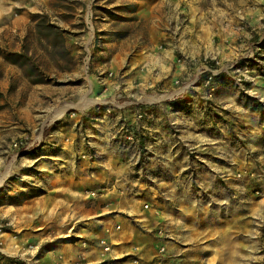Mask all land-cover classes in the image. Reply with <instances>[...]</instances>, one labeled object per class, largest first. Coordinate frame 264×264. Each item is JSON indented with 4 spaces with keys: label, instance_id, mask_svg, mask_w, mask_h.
Wrapping results in <instances>:
<instances>
[{
    "label": "rangeland",
    "instance_id": "obj_1",
    "mask_svg": "<svg viewBox=\"0 0 264 264\" xmlns=\"http://www.w3.org/2000/svg\"><path fill=\"white\" fill-rule=\"evenodd\" d=\"M7 1L0 0L3 4ZM173 1L168 12L173 15L167 25L168 42L160 44L158 50L140 53L125 50L127 55L117 60H112L106 50H69L70 40L87 31L86 12L75 1L50 0L48 13L41 14L44 20L30 15L29 22H22L23 11L13 7L7 8L8 15H1L2 24L8 26L0 31V51L9 67L7 106L23 105L29 86L39 84L33 94L46 92L48 108L73 106L75 113H68L73 112L79 118L74 128L78 150L74 151L75 156L63 154L62 157L73 160V167L65 166L66 161L57 168V174L61 173L63 178L76 172L79 188L75 193L68 191L61 197L54 196L52 193L58 186H51L42 178L43 181L37 182L40 173L34 170V165H29L25 153L29 142L22 133L36 136L40 128H48L47 134L53 133L56 130L53 114L37 120L32 131L24 130L18 134L21 137L16 135L9 140V147L4 146L7 153L3 157L1 152L0 164L5 162L7 166H0L4 172L0 175L1 179L4 177L0 187V204L4 205L0 209V228L2 233L5 230L9 234L4 235L2 242V264H9L8 261L46 264L45 256L56 248L63 258L70 256L71 251L81 250L83 254L76 257V263L169 264L175 255L166 250L165 244L157 249V242L181 245L178 240L184 234L182 223L191 218L189 212L216 207L220 197L213 183L221 179L218 175L213 177L215 169L204 161L205 157L213 159V155L202 151L204 146H193L197 143L190 136L201 126L213 139L215 120L222 118V125L229 132L238 113H259L264 103V0ZM13 19L15 22L10 23ZM113 20L111 26L120 30L133 29L145 34L148 27L131 23L127 18ZM146 41L144 38L143 44ZM2 64L0 60V68ZM173 96L174 109L168 111L166 100ZM97 99H100L98 104L91 103ZM86 102L90 103L82 107ZM126 111L136 114L125 118ZM167 114L193 124L188 127L182 122L179 126L175 124L172 132L177 153L172 165L188 161L191 166L176 167V181L158 184L151 173L156 165L165 167L168 159L166 146L159 151L154 146L152 126L159 117L165 127ZM232 139L237 141L234 136ZM12 142H22L24 147L20 151L14 149ZM24 158L27 165L20 173L28 172L31 178L25 179L28 191L21 194V184L19 187L16 184L23 177L19 171L13 174V168L21 166ZM114 158L119 159L117 167L111 165ZM103 160L110 161L101 168L108 178L120 175L119 179L108 181L109 184L123 183L114 194L97 195L98 188L87 183L86 173L90 172L87 163ZM126 181L133 183L131 188ZM44 185L53 190L52 195L44 200L33 199L30 195H38ZM223 185L231 200L244 192L239 186ZM7 190L12 191L9 198ZM94 191L97 196L91 199L87 192ZM24 203V209L19 211L17 207ZM145 204L148 208H144ZM22 233L28 236L19 242L16 237ZM8 236L14 239L12 246L16 245V250L29 244L34 249L38 247L36 253L14 252L6 242ZM100 241L105 242L109 251L103 250ZM63 264H71V260Z\"/></svg>",
    "mask_w": 264,
    "mask_h": 264
},
{
    "label": "crops",
    "instance_id": "obj_2",
    "mask_svg": "<svg viewBox=\"0 0 264 264\" xmlns=\"http://www.w3.org/2000/svg\"><path fill=\"white\" fill-rule=\"evenodd\" d=\"M71 1L77 2L79 6L84 8L86 12L85 23L87 31L80 33L78 36L76 35L70 40L69 50H80L78 48H82V50H86L87 52L94 50V48L96 50H106L108 54H111L112 60H117L127 55L125 50H137V53L145 50H158L160 44L168 42L169 40L170 34L168 37L167 25H169L173 15L168 12H171V8H173V0ZM12 7L23 11L24 16L22 22H29L30 15L48 13L50 0H8L7 4L0 2V9L7 10L9 8L10 10ZM9 10H0L2 11L0 13V31L8 27L6 26L7 23L6 25L2 24L4 19L1 15H8ZM13 15L16 16L15 12ZM117 17L130 19V22L136 23V25L137 23H142V25L147 24L146 33L142 34L141 31L136 32L135 30L134 32L133 29L120 30L112 27L113 19H117ZM14 22V19L10 21V23ZM144 38L147 40L145 44H143ZM2 54L3 52L0 51V60L3 62L1 67L2 73L0 75V154L2 152V156H6L7 150L4 146H10L9 140L13 139L16 135L21 137L18 134L24 130L32 131V127L37 120L40 121L42 118L47 117L48 113L53 114L54 119L52 123L54 129H56L53 133L47 134L48 128L45 130L40 128L36 136H33L34 134L29 136L22 133L24 139H28L29 142L26 143L28 148L25 153L30 159L29 165H34V170L40 173V176L36 178L37 182L44 180L51 186H58V190H54L55 192L52 193L54 196L61 197L63 193L68 191L75 193L79 188L76 176L74 177L76 172L75 174L66 175L64 178L61 176V173L57 174V168L63 166V162L68 161V159L62 160L63 154H69L72 157L73 155L75 156L74 151L76 152L78 150L79 143L75 142L74 128L77 126L79 118L75 117L76 114H72L75 108L73 106L66 108H55L54 106L48 108L47 103L45 104L46 92H43L42 95L40 94L41 92H38V95L33 94L36 87H40L39 84L29 86L28 93L22 99L23 105L14 108L8 107L9 79L7 77V71L9 67L6 61H3L6 58H3ZM3 74L4 77H2ZM167 99L168 111L173 110L174 108L171 107V104H174L175 96ZM75 101L78 104V98ZM96 101V103L93 101L92 104H98L100 99ZM157 109H160L159 106H157ZM95 110L92 111V115L96 114L94 113ZM69 111L73 112L68 113ZM245 111H249V109ZM67 113L69 114L68 116ZM135 114L136 112L126 111L123 115L125 118H129ZM83 115L81 114L79 116ZM93 119L97 120L98 118L95 117ZM155 121V125L152 126L155 137L154 146L158 151L161 147L166 146L168 163L165 167L156 165L153 173H151V177L158 184L171 183L176 181V167L190 168L191 166V163L188 161L182 162V165H172L175 159L174 156L177 154L174 150L176 142L175 138L172 137L174 135L172 132H175V124L179 126V123L182 122L184 127L193 124H189V121H185V119L179 121V119H175L174 116L170 117L169 115L164 121L165 127L161 125L163 124L161 118L156 117ZM215 123L213 139L200 126L197 129L195 128V133L190 136V140L196 141L197 144H193V146H204L205 149L202 151L209 153L207 155H213V159L211 157L210 159L205 157L204 161L211 168L215 169L216 172L213 174V177L218 175L221 179L219 182L215 180L213 183V189L216 195L220 197L218 198V203L215 208L209 211L200 210L197 212L196 210L189 212L191 218L182 223L184 234L181 240H178L181 245H177L172 241L169 244L167 242H157L156 247L158 249L165 244L166 250L175 255L170 259L169 264H264V106L262 105L257 114L255 111L238 113L230 124L229 132L223 127L222 118L220 121L215 120ZM103 134L107 133L103 132ZM233 136L237 139L236 142L233 141ZM63 148L66 150H63ZM48 153L50 154L48 155ZM50 158H53V160H49ZM0 159L3 160L2 157ZM101 159H104V157H101ZM25 162L26 158L22 160L21 166H15L13 168V174L15 172L18 173L17 171L20 173L23 170V166L27 165ZM10 163H8L9 167ZM73 163L74 161L70 160L65 166L73 167ZM109 163L110 161L106 162L105 160L97 164L93 162L92 165L87 163L90 171L88 174L86 173V177L88 178L87 183L98 188L96 190L97 195H99V192L101 194L104 192L114 194L116 187L118 189L122 188V182L114 183V185H110L108 182L112 181L115 177L119 179L120 175L108 178V173H105L101 169L107 167ZM111 165L113 167L119 166V159H112ZM0 166L5 168L7 164L3 162ZM50 167H54V170L48 169ZM52 171H54L53 175L50 174ZM0 172V175L4 173L3 170ZM27 173L25 171L21 172L20 174L23 179L16 184L17 187L21 184V194L28 191V187L26 186L28 181L25 179L31 178V175ZM237 173L241 174V178L236 177ZM249 173H255L256 177L254 179L248 178L247 174ZM67 177L70 180H65ZM0 181L1 187L4 177L1 179L0 176ZM126 182L128 187L131 188L133 183ZM223 184L230 188L239 186L244 192L239 195L238 199L231 200L228 198ZM39 189L42 191L38 195H30L33 199L44 200L52 195L50 191L53 190L51 188L48 190L46 185ZM131 191H134V189H131ZM6 193H8L6 197L9 198L12 191L7 190ZM27 198H29V195ZM24 206L25 203L18 206L17 209L22 211ZM3 207L4 205L0 204V209ZM13 207L15 206L12 205L11 209H14ZM15 214H18V212H15ZM94 226L93 224L92 227ZM19 229L22 231L23 227ZM14 231L15 229L12 230V232ZM5 234L8 235L9 233L5 230L2 233L1 241L3 243L5 242ZM27 236V234L22 233L21 236L16 238L20 239L18 241L21 242L25 241L26 239L24 238H27ZM6 242L11 246L15 243L14 239L10 236L7 237ZM28 245L24 244L17 248V250L16 245H14L10 249L16 253H20V255L22 253L34 255L38 247L36 246V249H34L33 245ZM27 246L28 250H26ZM2 251L3 249L0 253V264L4 262V258H1L4 255ZM59 251L60 249L58 248L51 249L45 256V259L48 261L46 264H54L57 262L61 264L65 262L69 263V260H71V264L93 263V261H87V263L74 262L77 260L76 257L79 254H83L81 250L71 251L70 256L66 258L60 257ZM164 253L165 251L162 253V256H164ZM8 262L9 264H14L13 261Z\"/></svg>",
    "mask_w": 264,
    "mask_h": 264
},
{
    "label": "built area",
    "instance_id": "obj_3",
    "mask_svg": "<svg viewBox=\"0 0 264 264\" xmlns=\"http://www.w3.org/2000/svg\"><path fill=\"white\" fill-rule=\"evenodd\" d=\"M263 105H264V103H263ZM11 147L20 151V149L22 147H24V145H23L22 142H12V146ZM236 177L237 178H241V175L237 174ZM247 177L250 178V179H254L256 176H255V173H249V174H247ZM87 194L91 198H94L96 196L95 192H87ZM144 208H148L147 204L144 205ZM1 235H2V229L0 228V253H1L2 245H3L2 241H1ZM100 244L104 245L103 250L105 252L109 251V247L105 244L104 241H100ZM160 251L163 252L164 248H161Z\"/></svg>",
    "mask_w": 264,
    "mask_h": 264
},
{
    "label": "trees",
    "instance_id": "obj_4",
    "mask_svg": "<svg viewBox=\"0 0 264 264\" xmlns=\"http://www.w3.org/2000/svg\"><path fill=\"white\" fill-rule=\"evenodd\" d=\"M34 17H36V18H41L42 20H44L45 18H43V16L42 15H35ZM49 27H52V26H49ZM15 62V61H14Z\"/></svg>",
    "mask_w": 264,
    "mask_h": 264
},
{
    "label": "bare ground",
    "instance_id": "obj_5",
    "mask_svg": "<svg viewBox=\"0 0 264 264\" xmlns=\"http://www.w3.org/2000/svg\"><path fill=\"white\" fill-rule=\"evenodd\" d=\"M94 101V100H93ZM93 101L91 103H93ZM90 102H86L85 104L82 105V107H86L87 104H89Z\"/></svg>",
    "mask_w": 264,
    "mask_h": 264
}]
</instances>
